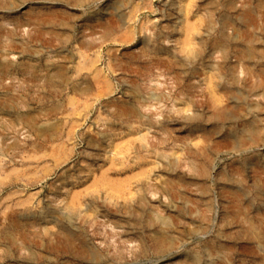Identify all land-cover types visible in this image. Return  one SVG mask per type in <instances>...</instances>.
Segmentation results:
<instances>
[{
	"label": "rangeland",
	"instance_id": "1",
	"mask_svg": "<svg viewBox=\"0 0 264 264\" xmlns=\"http://www.w3.org/2000/svg\"><path fill=\"white\" fill-rule=\"evenodd\" d=\"M0 264H264V0H0Z\"/></svg>",
	"mask_w": 264,
	"mask_h": 264
},
{
	"label": "bare ground",
	"instance_id": "2",
	"mask_svg": "<svg viewBox=\"0 0 264 264\" xmlns=\"http://www.w3.org/2000/svg\"><path fill=\"white\" fill-rule=\"evenodd\" d=\"M81 1H82V0H78V2H81ZM76 2H77V1H76ZM89 3H90V2H89ZM77 6H79V5H77ZM185 25H186V24H185ZM186 28L188 29V26L185 27L184 30H187ZM187 42H188V41H187ZM184 43H185V41H184ZM111 188H112V187H111ZM67 220H70V216L67 217ZM69 222H70V221H69ZM191 258H192V261H193L194 263H197V258L192 257V256H191ZM188 259H189V258H188Z\"/></svg>",
	"mask_w": 264,
	"mask_h": 264
}]
</instances>
